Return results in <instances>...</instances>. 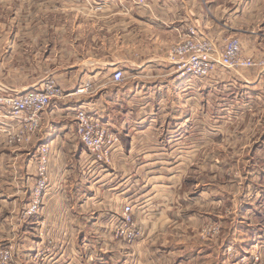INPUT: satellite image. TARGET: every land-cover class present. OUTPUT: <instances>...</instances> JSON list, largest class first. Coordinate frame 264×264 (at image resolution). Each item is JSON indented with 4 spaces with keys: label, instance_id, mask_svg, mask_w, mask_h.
I'll use <instances>...</instances> for the list:
<instances>
[{
    "label": "crops",
    "instance_id": "obj_1",
    "mask_svg": "<svg viewBox=\"0 0 264 264\" xmlns=\"http://www.w3.org/2000/svg\"><path fill=\"white\" fill-rule=\"evenodd\" d=\"M68 1L74 5L57 7V24L49 12L50 6H45L42 25L33 22L31 1L32 23L26 25V32L44 37L43 48L31 47L35 36L28 38L29 50L33 51L27 58L28 64L34 66L30 63L31 59L35 62L34 50L54 49L45 35L58 34L60 61L68 56L73 59L70 66L59 69L67 81L102 82L96 87L92 84L95 90L89 96L76 99L80 102L78 107L91 109L120 141L108 163L94 166V183L89 186L92 191L85 198L84 189L67 182L57 185L51 175V188L46 191V198L43 197L44 205L37 217L22 216L28 189L21 191L12 180L9 185L0 186V249L4 244L15 250L22 248L28 252L27 260L39 264H191L189 260L202 257L201 263L221 264L216 260L220 257L216 247L205 248L203 254L200 249L188 251L191 240L194 241L188 228H194L204 218L219 220V214L224 213L221 217L227 229L221 231L229 237L225 238V245L233 243L237 250L243 245L247 250L248 237L253 234L251 229L243 230L236 209L227 214L223 189H203L191 195L184 185L185 175L174 164L191 161L196 150L189 148L194 144L209 143V124H184L183 119L173 116L164 117L165 123L161 124L150 115H179L198 110L204 116L205 107L190 104L194 95L185 97L181 90L183 85L193 90L191 82L201 86L203 103L207 100L205 95L212 93L211 88L218 89L215 92L220 104L225 105L221 107L224 114L235 109L225 104L226 93L236 100L235 104L244 94L251 93L252 100L258 103V112L264 111V68H252L250 71L259 70L254 74L221 73L186 82L177 77L167 58L169 48L186 29L196 26L220 49L226 38L236 36L243 56L263 59L264 0H147L146 7L131 5L130 0H94V5L103 1L104 6L100 10L94 6V11L85 13L77 3L82 0ZM117 2H123V10L115 9ZM14 17H18L17 13L11 12V22ZM3 19L1 7L0 96L34 88L39 83L34 77H21L18 68L11 67L16 47L4 34H11L13 28L16 32L19 27L8 23L4 26ZM120 67L125 77L121 83L114 84L109 74ZM98 69L103 70L101 75ZM56 117L61 119L50 121ZM41 118L40 129L30 144L46 140L53 146L50 170L72 156L79 155V159L84 156L82 150L73 153L75 147L70 149L73 138H77L75 122L68 123L58 109L50 110L49 114L44 111ZM190 131L196 133L188 137ZM16 149L7 145L5 135L0 133V179L10 178L8 174L16 171L19 158ZM29 178L26 182L31 190L34 181L33 177ZM126 204L132 205L133 218L141 230V236L130 244L111 238L109 230L103 229L108 226L112 229ZM200 208H204V213ZM240 212L243 213L241 208ZM85 228L94 229L96 235L86 236Z\"/></svg>",
    "mask_w": 264,
    "mask_h": 264
},
{
    "label": "rangeland",
    "instance_id": "obj_2",
    "mask_svg": "<svg viewBox=\"0 0 264 264\" xmlns=\"http://www.w3.org/2000/svg\"><path fill=\"white\" fill-rule=\"evenodd\" d=\"M32 0H2L0 1V8L2 7L4 12V26L8 23V25L15 24L18 25V30L15 32V28L11 34H4L6 36V40L14 41V46L16 47L13 53V60L11 67L18 68V74L23 78H31L34 77L36 80H39L38 86L34 88H40L41 83L49 78H53L59 84L63 91V95L54 101L46 110L45 113L50 112V110L54 109L63 113L64 119L68 123L75 122V114L78 108V100L81 99V95L85 98L87 95L89 96L92 92L84 93V94H75L76 88H78L81 84L85 82H80L78 80L72 79L71 81H67V77L63 75V71L59 70L62 67L70 66L73 59L72 57L68 56L67 60L64 58L60 61V54L57 46V39L58 34H47L45 35L47 38L51 39V46L54 48L52 50L48 49H36L34 50L35 53V62L31 59L32 67L28 64L27 58H30L29 54H33V51L29 50L31 47H42V39L44 37L43 34H28L26 32V25L33 22L36 25H42V13L44 12L43 9L45 6H50V14L52 19L56 24L58 23V6L60 4L70 6L74 5V3L63 2L62 0L59 2L58 0H51V2H47L46 0H33V10L32 15L30 16V6ZM65 3V4H64ZM81 4L80 10L82 12H89L94 11V6L97 10H100L102 6H104L103 1L99 3H95L94 0H82L77 2ZM131 5L135 6H142L146 7L148 5L147 0H130ZM123 2L114 4L116 10H123L124 6H122ZM29 11V12H28ZM17 13L18 17H14V20L11 22L10 15ZM48 12V13H49ZM7 17H6V15ZM9 16V17H8ZM35 36L34 39V46L28 44V38ZM211 39V38H210ZM179 41V40H178ZM54 43V44H53ZM215 43V42H214ZM216 44V43H215ZM217 46V44H216ZM218 50L221 49L217 46ZM71 53H74L73 51ZM82 54L83 51H80ZM85 53V52H84ZM69 54V53H68ZM64 55V52H63ZM83 56V55H81ZM32 57V56H31ZM31 66V67H30ZM89 68V67H86ZM110 68V67H109ZM112 68V67H111ZM120 69H123L120 67ZM252 69H243V70H227L219 67L214 73L221 74H243V73H250L254 74L257 71H250ZM5 71V70H4ZM33 71V72H32ZM67 71L73 72V69H67ZM90 73V71H87ZM99 75L103 73V70L98 69L97 71ZM69 73V72H68ZM112 73V71H111ZM111 73L109 75H111ZM129 74V72L127 71ZM210 75V76H211ZM58 80V81H57ZM89 83L92 85L94 83V87L98 84H101V81H94ZM193 90L187 86H182V91H184L185 97L188 95L193 94L194 100L189 102L190 104H194L195 107H205V114L203 116L202 113H198V110H194V113H182L179 115H150V117L157 118L156 123L164 124V117L171 118L172 116L175 117L174 119H179L184 121V124L189 122H194L197 126L200 124H209L210 126V141L209 143L202 146V144H194L189 149L195 151L194 155L191 158V161H184L178 164V167L182 171L181 174L185 175V182L184 185L188 192L193 195L196 194L198 191L201 190H213V188H221L225 192L223 202L226 204V208L228 209L227 214L230 211L238 212V217H241V223L244 231L251 229V233L253 236L248 237L249 246L247 250L244 246H240L237 250L234 248L233 243H229L225 245V238L229 239L227 233L222 232L221 230L227 229L225 228V224L223 222L224 213L219 214V220H215V218H204L201 222L197 221V224L194 228H188V233L194 235V241L191 240V245L187 247L188 251L191 252L192 249H200V254H203L205 248L209 249L211 247H216L220 253V257L216 260H219L221 264H264V111L257 110L258 103H256L253 98H251V93L244 94L242 98L237 99L238 104H235L236 100L230 99L229 93H226V98L224 101L225 104L228 103V106H234L235 108L233 111L224 114L221 107L224 103L219 102V95L216 94L215 91H219L218 89H212V93L209 96L205 95L204 98L206 100L203 103V90L201 86L195 85L194 82L190 83ZM211 86H214V83H211ZM112 87V86H110ZM184 87V88H183ZM93 88V86H92ZM33 89V88H26L21 92H17L14 94H8L5 96L16 95L18 93H22L26 90ZM220 89V88H219ZM250 92V91H249ZM183 95V96H184ZM183 98V97H182ZM89 100V99H88ZM194 101V103H193ZM233 101V102H231ZM264 101V100H262ZM232 104V105H231ZM260 104V103H259ZM184 105H188V103H184ZM225 106V105H224ZM4 109L0 108V114L3 113ZM222 111V112H221ZM63 118V117H62ZM42 119V118H41ZM61 118H54L50 121H57ZM264 124V123H263ZM187 125L185 126V128ZM261 127V128H260ZM184 128V126H183ZM182 128H180L181 130ZM38 132V131H37ZM36 132V133H37ZM1 133V132H0ZM35 133V134H36ZM192 133V134H191ZM195 131H190V135L188 137H192ZM193 139V138H191ZM119 140V139H118ZM195 138L192 140L194 141ZM32 141V140H31ZM25 143L20 144L12 147H18L16 149L17 153H19L18 161L15 163L16 171H13V174H8L10 178L0 179V186L9 185V182L12 180L13 183L16 184L18 188L22 190L28 189V198L27 202L23 207L22 216L27 219L31 217H37L40 215L41 210L44 205V201L48 193L46 191L50 189V176L52 175V180L56 181V184H65L67 185H77L84 189L83 197H87L91 193V188H89L90 184L94 181V166L95 165H105L104 162H97L93 160V157L88 153L84 145L79 141L78 137L73 138L71 142V147H75L73 153H78L81 150L83 151V157L81 159L75 156L70 157L69 160L66 162H62L57 164L53 167V171L50 170V151L53 146H49V143L46 140H36L33 144ZM120 141V140H119ZM118 141V143H119ZM117 143V145H118ZM41 145L48 146V184L47 188L44 191V195L42 199V204L40 206L39 212L33 214L31 216H27L25 211L27 206L30 202L32 197V190L34 184L37 182V166L39 160V148ZM118 147V146H117ZM67 148V146L65 147ZM168 149V148H165ZM78 150V152H76ZM87 154V157H86ZM86 159V160H85ZM108 163V162H106ZM107 165V164H106ZM61 168V169H60ZM34 173V174H32ZM7 175V174H6ZM34 175V176H33ZM29 177H33L32 181H34L31 190L27 188L29 184L26 182V179ZM60 178H62V183L59 182ZM94 183V182H93ZM28 185V186H27ZM50 187V188H49ZM217 188V189H218ZM46 194V195H45ZM22 195V194H21ZM20 195V196H21ZM24 195V194H23ZM26 197V196H25ZM86 200V199H84ZM90 205V204H89ZM240 208L243 210V213L240 212ZM204 208H200V212L204 213ZM246 211H248L246 213ZM222 220V221H221ZM109 227V226H108ZM108 227H103V229H108L111 238L114 239H121L122 241L130 244L131 242H127L124 239L117 237L112 229ZM223 227V228H221ZM252 227V228H249ZM254 227V228H253ZM86 236H89L90 233L92 237H94V229L85 228ZM92 231V232H90ZM223 233V236H222ZM248 233V232H247ZM38 237V233H35ZM139 235L137 239L140 237ZM222 240V242H220ZM246 241V240H244ZM10 245L4 244L1 249L4 247H9ZM11 247V246H10ZM0 249V250H1ZM41 250V249H40ZM30 251V250H29ZM221 251V252H220ZM224 251V252H223ZM12 253V263L13 264H39L34 261V263L30 260H27L28 252L22 250H15V247H11ZM38 255L41 254V251L37 252ZM256 255L257 260H252L250 255ZM37 255V254H36ZM244 255V256H243ZM262 255V257H261ZM242 256L247 258L248 261L243 262L241 260ZM224 257V258H223ZM37 258V257H33ZM201 259L204 260V257L199 259H191L189 260L191 264H204L205 262L201 263ZM252 260V261H251ZM18 262V263H17Z\"/></svg>",
    "mask_w": 264,
    "mask_h": 264
},
{
    "label": "built area",
    "instance_id": "obj_3",
    "mask_svg": "<svg viewBox=\"0 0 264 264\" xmlns=\"http://www.w3.org/2000/svg\"><path fill=\"white\" fill-rule=\"evenodd\" d=\"M167 58L177 77L186 82L209 77L219 67L234 71L264 68V58L255 59L242 55L238 37L226 38L219 51L214 41L202 35L196 26L186 29L179 41L169 48ZM124 77V71L119 68L114 69L110 76L114 84L121 83ZM92 91V85L88 81L76 88L75 94ZM62 95L63 91L56 80L49 78L41 83L40 88L29 89L16 95L0 96V108L4 109L0 114V132L5 135L6 144L16 146L29 143L40 129L41 114ZM75 123V133L93 160L108 162L112 151L118 146V136L108 130L95 113L86 107L77 108ZM39 153L38 179L25 211L27 216L39 212L48 184V146L41 145ZM132 208L131 204L124 205L121 217L112 224L113 233L127 242L141 235V230L133 218ZM250 258L258 259L254 254L250 255ZM241 260L248 261L246 257ZM0 264H13L10 246L0 250Z\"/></svg>",
    "mask_w": 264,
    "mask_h": 264
}]
</instances>
